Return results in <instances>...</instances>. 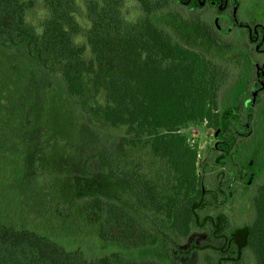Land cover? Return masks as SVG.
<instances>
[{
    "label": "rangeland",
    "instance_id": "rangeland-1",
    "mask_svg": "<svg viewBox=\"0 0 264 264\" xmlns=\"http://www.w3.org/2000/svg\"><path fill=\"white\" fill-rule=\"evenodd\" d=\"M33 2L28 21L41 32L50 12L44 0ZM164 2L148 0L149 13L140 0H120L116 26L121 32H135L149 16L181 43L198 51L203 48L200 52L213 62L218 92L214 117L181 129L197 151L200 186L210 192L207 205L198 212L201 217L225 214L231 229L250 226L256 216L252 195L264 183V91L255 93L257 67H264V54L257 53L247 34L236 28L233 0H228L221 17L210 6L196 12L162 8ZM94 4L106 7L103 0H75L73 17L80 27L73 37L76 43H86L88 9ZM237 15L251 25L264 24V0H240ZM91 55L88 49L85 57ZM90 78H85L86 99L73 102L62 80L44 70L26 46L0 45V218L18 229L47 235L68 250L81 249L89 259L115 252L130 258L150 257L157 249L164 253L162 244L157 249H134L102 239L100 223H91L73 199L103 196L127 205L146 227L161 232V239L170 237L167 245L173 264H217L218 243L211 225L194 228L188 240L175 239L170 222L138 205L132 186L111 175L122 169L140 171L157 182L160 198L178 194L166 160L144 144L125 146L124 129L95 118L87 120L86 109L91 108L95 94ZM98 99L103 100L101 94ZM216 115H223L238 129L240 136L234 143L228 141L234 136L230 128L220 134L224 128L217 126ZM8 138L15 142L8 144ZM68 141L78 143L72 158L65 155ZM212 192L217 194L216 201ZM60 202L65 203L64 214L58 212ZM197 250L199 254L193 253ZM245 261L257 264L250 250Z\"/></svg>",
    "mask_w": 264,
    "mask_h": 264
},
{
    "label": "trees",
    "instance_id": "trees-1",
    "mask_svg": "<svg viewBox=\"0 0 264 264\" xmlns=\"http://www.w3.org/2000/svg\"><path fill=\"white\" fill-rule=\"evenodd\" d=\"M140 1L150 13L148 0ZM44 2L50 16L38 32L28 21L33 0H0V45L26 46L44 70L62 80L73 102L86 99L85 78L91 77L95 94L91 96V108L86 109L87 120L93 122L95 118L110 127L124 129L125 146L144 144L154 155L166 160L172 167L174 187L178 191L172 197L160 198L157 182L140 171L122 169L111 175L132 186L138 205L165 217L175 239L188 240L194 228L209 224L218 243L217 264H249L245 261L248 250L256 256L257 264H264V183L252 195L256 216L250 226L231 229L225 214L201 217L198 212L207 205L206 196L210 192L200 186L197 151L187 143L181 129L190 122L212 120L218 107L213 80L215 65L200 52L204 49L200 46L202 49L198 51L181 43L149 16L142 29L119 31L116 7L120 0H103L104 8L91 5L90 26L84 32L86 43H76L73 37L80 33V27L73 17L75 0ZM239 5L240 0H233L236 28L247 34L257 53L264 54V24L242 21L237 15ZM207 6L215 8L221 17L228 0H165L161 5L166 9L178 7L196 12ZM88 49L92 54L89 59L85 57ZM261 91H264V67L258 66L255 93ZM100 94L102 101L98 99ZM250 110L252 107L247 109ZM248 116L251 119L249 113ZM216 117L217 126L224 128L220 134L230 128L234 136L228 141L234 143L240 136L236 126L223 115ZM5 141L15 142L10 138ZM65 144V155L72 158L78 143ZM212 194L216 201L217 194ZM2 197L7 199L5 194ZM73 201L91 223H100L102 239L134 249H157L162 244L164 253L157 249L150 257L130 258L115 252L89 259L81 249L68 250L47 235L18 229L0 218V264L174 263L168 246L170 237L161 239V232L146 227L124 203L88 195L75 196ZM60 203L58 212L64 214L65 203ZM193 253L199 254V250Z\"/></svg>",
    "mask_w": 264,
    "mask_h": 264
}]
</instances>
